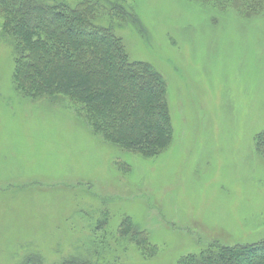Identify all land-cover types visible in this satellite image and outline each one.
Segmentation results:
<instances>
[{"label": "rangeland", "instance_id": "1", "mask_svg": "<svg viewBox=\"0 0 264 264\" xmlns=\"http://www.w3.org/2000/svg\"><path fill=\"white\" fill-rule=\"evenodd\" d=\"M129 5L139 25L101 24L164 77L174 141L144 158L95 135L68 97L22 96L13 46L0 40V264L94 251L108 264H177L214 242L264 240V10ZM125 217L150 234L155 257L119 237Z\"/></svg>", "mask_w": 264, "mask_h": 264}, {"label": "trees", "instance_id": "2", "mask_svg": "<svg viewBox=\"0 0 264 264\" xmlns=\"http://www.w3.org/2000/svg\"><path fill=\"white\" fill-rule=\"evenodd\" d=\"M193 1L222 12L234 9L248 18L264 10V0ZM129 2L0 0V40L13 46V84L22 96L68 97L95 135L125 151L154 158L174 141L167 83L149 63L132 60L124 39L112 26L101 24L108 20L112 25H139ZM255 141L264 158V132ZM105 226L107 222L97 227ZM118 234L144 259L158 254L150 234L132 218L122 220ZM99 256L96 251L89 257L72 255L57 264H108ZM22 264L44 262L32 254ZM177 264H264V240L245 245L214 242Z\"/></svg>", "mask_w": 264, "mask_h": 264}]
</instances>
